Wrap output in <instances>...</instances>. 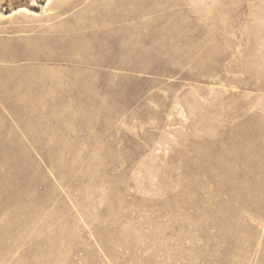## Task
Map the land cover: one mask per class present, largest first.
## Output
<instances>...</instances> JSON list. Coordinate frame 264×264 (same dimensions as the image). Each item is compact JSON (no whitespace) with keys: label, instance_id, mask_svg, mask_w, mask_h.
Returning <instances> with one entry per match:
<instances>
[{"label":"rangeland","instance_id":"374dc122","mask_svg":"<svg viewBox=\"0 0 264 264\" xmlns=\"http://www.w3.org/2000/svg\"><path fill=\"white\" fill-rule=\"evenodd\" d=\"M0 264H264V0H0Z\"/></svg>","mask_w":264,"mask_h":264}]
</instances>
